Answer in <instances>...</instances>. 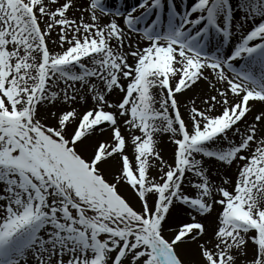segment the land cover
Instances as JSON below:
<instances>
[{"label":"snow or ice","instance_id":"snow-or-ice-1","mask_svg":"<svg viewBox=\"0 0 264 264\" xmlns=\"http://www.w3.org/2000/svg\"><path fill=\"white\" fill-rule=\"evenodd\" d=\"M0 264H264V0H0Z\"/></svg>","mask_w":264,"mask_h":264},{"label":"bare ground","instance_id":"bare-ground-1","mask_svg":"<svg viewBox=\"0 0 264 264\" xmlns=\"http://www.w3.org/2000/svg\"><path fill=\"white\" fill-rule=\"evenodd\" d=\"M129 3H132V0H129Z\"/></svg>","mask_w":264,"mask_h":264}]
</instances>
